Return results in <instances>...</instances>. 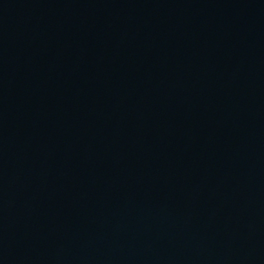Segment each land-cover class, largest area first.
Returning a JSON list of instances; mask_svg holds the SVG:
<instances>
[{
    "label": "water",
    "instance_id": "95a60500",
    "mask_svg": "<svg viewBox=\"0 0 264 264\" xmlns=\"http://www.w3.org/2000/svg\"><path fill=\"white\" fill-rule=\"evenodd\" d=\"M0 264H264V0H0Z\"/></svg>",
    "mask_w": 264,
    "mask_h": 264
}]
</instances>
